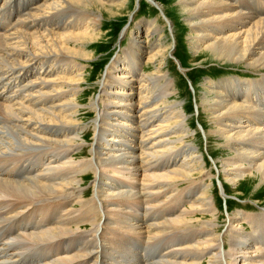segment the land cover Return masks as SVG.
<instances>
[{"label": "bare ground", "instance_id": "bare-ground-1", "mask_svg": "<svg viewBox=\"0 0 264 264\" xmlns=\"http://www.w3.org/2000/svg\"><path fill=\"white\" fill-rule=\"evenodd\" d=\"M31 1L22 0L26 7ZM126 1L41 0L21 23L0 32V167L18 170H0V223H10L0 226V264H132L122 252L131 254V243L137 251L150 238L140 250L153 264H264V210L261 220L230 216L227 238L214 224L209 174L187 143L180 102L170 101L174 83L164 64L173 44L156 22L136 26L126 62L116 57L100 79L99 96L89 105L94 137L82 135L78 93L87 80L83 61L92 57L88 46L100 36V9L118 14ZM176 2L198 58L264 72V0ZM205 86L201 107L232 152L220 169L234 184L264 185V74ZM84 139L93 147L83 149ZM22 159L41 160L42 167L20 170ZM87 171L95 178L91 198L82 190ZM180 198L178 205H189L175 219L145 221L149 199L164 203L159 216L165 219ZM39 207L54 210L50 221ZM88 233L93 242L84 251ZM170 235L180 240L170 242ZM14 239L25 241V263L8 255L16 250ZM140 258L138 253L136 264Z\"/></svg>", "mask_w": 264, "mask_h": 264}, {"label": "rangeland", "instance_id": "rangeland-1", "mask_svg": "<svg viewBox=\"0 0 264 264\" xmlns=\"http://www.w3.org/2000/svg\"><path fill=\"white\" fill-rule=\"evenodd\" d=\"M16 1L0 0V4L3 5L0 7V13L6 8L10 9L11 11L8 14V19L5 22L2 20V18L0 19V32H3V29H5L6 26L11 23H21L24 14L30 11L32 12L34 5L41 0H32L28 7L24 6L22 0ZM118 9V14H110L108 8L100 9V12L103 16L99 26L100 36L94 41V43H91L88 46V50L92 52V57L83 61L85 77L87 80L82 83L78 93L79 103H81L80 117L82 119V124H80V126L83 128L82 135H88L87 140H92L94 137L95 132L92 130V122L95 118V113L93 110L89 109V105L92 99H96L95 97L99 96V92L101 90L99 83L100 79L104 77L106 70L116 57L119 56V61H121V58H123L124 63L126 62L124 59V57H126L125 50L130 44V40L133 36L132 34L136 26L147 21H154L156 22V25L161 28V35H163L164 41L166 43H171V45L173 44L172 50L170 49V53L166 55L167 58L164 64L166 73L174 83V93L170 97V101L173 100L180 102L183 114L185 115L186 128L189 131V137L186 139L187 143L194 148V150L197 152V155L200 157L203 172L205 171L204 174H209L205 182L206 185H208L210 196L213 197L214 209L216 210L215 215L217 216V218L214 220L216 228L222 235L225 236V238H227L225 232L228 226V219L237 212L254 214V216L251 218H258L261 220L259 217L264 210V185L260 182L243 186H240V184H234L228 180L229 178L225 175V172L220 169H224L222 166L223 162L227 157L229 158L232 155V152L227 143L224 140L219 141L216 135L212 132L213 128L210 121L211 115L201 107V97L203 96V89H206V84L208 85L209 83H218L219 81H222L223 79L226 80L227 78H237L242 81L251 80L262 77L264 72H255L243 66L238 67L232 63L217 62L215 59L209 56H201L198 58L197 56L200 53L194 52L195 50L191 48V44L189 43V37L191 35L189 33L191 29L187 27L185 19L180 17L176 0H155L154 2L152 0H127L126 6ZM165 9L169 13L170 19H167L165 16L163 12ZM245 10L251 11L248 9ZM146 24L147 23H145L143 26L146 27ZM144 32L146 35V31ZM147 65L149 67V63H147ZM148 67L145 69L147 72ZM242 92L243 91L239 92V95H241ZM241 99L243 100L242 97ZM87 140L84 139L82 141L83 149H89L90 147H93V141ZM77 152L78 151H76L75 154ZM85 154L84 157L81 158H85ZM41 156L42 154L35 156V158L39 159ZM18 162V167H22V163L27 164L25 159L19 160ZM36 164H39V166H36V168L42 167L41 160H39ZM12 166L13 165H2L0 170H9V167L13 170ZM20 170L33 169L22 168ZM87 173H89L90 177L86 178L82 182V190L83 193L90 194L87 196V198H91L94 194L92 187L94 186L95 178L89 171H87ZM195 177L199 179L201 177L200 172H197ZM182 186H186V184ZM148 202L149 204L146 207L148 215L145 221L151 220L154 222L171 221L172 219H175V217L178 216L179 213L189 205V203H183L182 206L178 205L177 203L181 202L180 198L178 202L174 203V207L170 208L171 211L168 213L171 214V216L162 219L159 216V213L164 211V203H159L157 206H155L154 203H158L159 199H149ZM39 209L45 214V221H50V218L54 216L55 212L53 209H51V211L49 210L48 212L41 207H39ZM172 212H174V214H172ZM28 215H30L28 216V219H30V212ZM198 215L203 219H209V217H211L203 216L200 213H198ZM8 224L10 223H5L4 221L0 223V226H8ZM259 224L261 226V222H259ZM245 225V230L251 232V224L245 221ZM53 228L54 227L49 230H52ZM83 232L85 233L86 231ZM126 234L129 235L131 233ZM90 235L91 234H89V236ZM110 236L115 238L114 234H111ZM180 236L181 235L178 236V239L175 238V235L171 236L169 237V240L171 242V240L175 238V242H178L180 240ZM91 239L92 237L90 236V239L87 242V247L84 249V251L91 249L88 247L89 244L93 242ZM12 242L17 244L16 250L9 251L8 255H15L17 260L25 263V260L29 255L24 246L25 241L22 239H14L10 243ZM150 242H152L151 238L147 239L146 244L140 245V249L146 247ZM53 243L56 244V247L60 253H64V249L59 248L58 242ZM133 243H131L127 248L131 250L132 255L129 254L127 250H124L125 252H122L124 258L130 263L136 264V258L138 257V253H140V263L153 264L144 256L142 250H132ZM68 259H71L70 256H68ZM70 262V264L84 263L78 259H72Z\"/></svg>", "mask_w": 264, "mask_h": 264}, {"label": "flooded vegetation", "instance_id": "flooded-vegetation-1", "mask_svg": "<svg viewBox=\"0 0 264 264\" xmlns=\"http://www.w3.org/2000/svg\"><path fill=\"white\" fill-rule=\"evenodd\" d=\"M2 200H11V199H7V198H6V199H2ZM0 201H1V200H0Z\"/></svg>", "mask_w": 264, "mask_h": 264}]
</instances>
